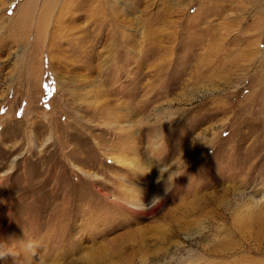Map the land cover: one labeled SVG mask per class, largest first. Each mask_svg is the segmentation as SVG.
<instances>
[{
    "label": "rangeland",
    "instance_id": "rangeland-1",
    "mask_svg": "<svg viewBox=\"0 0 264 264\" xmlns=\"http://www.w3.org/2000/svg\"><path fill=\"white\" fill-rule=\"evenodd\" d=\"M43 2L0 0V264H264V0Z\"/></svg>",
    "mask_w": 264,
    "mask_h": 264
},
{
    "label": "bare ground",
    "instance_id": "bare-ground-1",
    "mask_svg": "<svg viewBox=\"0 0 264 264\" xmlns=\"http://www.w3.org/2000/svg\"><path fill=\"white\" fill-rule=\"evenodd\" d=\"M48 1H49V3H48ZM48 1L44 0V2L42 4V7H41V12L38 14L39 17H42V16L46 17V15L48 14L47 10H49V13H50V11H52V9H53V4L52 3H53L54 0H48ZM34 5H35L34 2L33 3L30 2V3H27L25 5V7L23 6V7H21L19 9V13H18L19 15L18 16L21 18L22 23L24 22L23 25H21V26L24 27L25 29L27 28L25 23L28 22L29 20H31V18H34V14H33ZM263 208H264V205L259 206L258 207V211H257L258 213L256 215V217H257L256 226H257L258 232H260L262 229L264 230V213L262 211ZM252 211H254V210H252ZM236 220H237V222H239L238 226H236L237 229L241 228L240 225H239V224H241L240 223V221H241L240 218H238V219L236 218ZM261 236H263V234H261Z\"/></svg>",
    "mask_w": 264,
    "mask_h": 264
}]
</instances>
